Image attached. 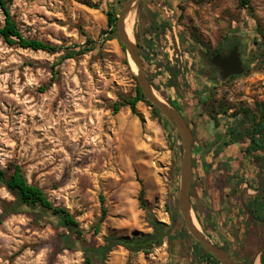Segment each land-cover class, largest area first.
Instances as JSON below:
<instances>
[{
	"label": "rangeland",
	"instance_id": "obj_1",
	"mask_svg": "<svg viewBox=\"0 0 264 264\" xmlns=\"http://www.w3.org/2000/svg\"><path fill=\"white\" fill-rule=\"evenodd\" d=\"M126 2L12 0L10 4L25 37L69 47L83 43L85 33L98 44L95 51L52 68L64 50L24 49L0 36V169L20 165L28 182L42 187L55 206L67 209L83 231L81 238L70 235L76 248L69 249L62 240L69 233L50 214L24 210L7 216L0 220V264H84L83 247H101L109 235H152L150 218L172 228L167 204L171 193L178 198L182 142L177 158L179 146L145 102L137 104L144 121L129 106L113 110L114 104L134 97L138 85L118 33L102 35L110 30L106 13L115 8L120 14ZM251 6L252 11L242 9L239 0H141L133 13V38L136 44V35L144 43L152 39V45L141 51L147 56L141 57L149 81L168 104L175 98L183 117L195 123L190 127L195 144L192 203L201 212L200 222L194 211L198 226L240 264H263L264 221L252 219L247 207L255 209V201L264 199V168L246 152L248 138L223 148L225 155L216 158L223 143L230 141L229 130L247 121L241 109L253 111L256 103H264V0H251ZM154 24L160 28L150 36ZM173 25L181 50L177 58ZM180 29L189 40L182 41ZM238 36L250 38L244 58L247 71L199 87L192 68L197 49L213 53L227 37ZM166 66L181 73L177 96L166 84L170 73L160 69ZM215 122L221 139L212 145ZM220 161L226 165L221 167ZM141 189L145 207L138 200ZM14 200L0 185V203ZM103 207L105 220L97 232ZM180 217L179 237L188 254L177 264H199L194 258L196 241L183 230ZM106 264L173 261L165 238L138 255L119 246Z\"/></svg>",
	"mask_w": 264,
	"mask_h": 264
},
{
	"label": "trees",
	"instance_id": "obj_2",
	"mask_svg": "<svg viewBox=\"0 0 264 264\" xmlns=\"http://www.w3.org/2000/svg\"><path fill=\"white\" fill-rule=\"evenodd\" d=\"M12 0H0V9L4 14V24L0 26V36L5 40V42L11 46H18L24 49H31L34 51H46L49 53H57L61 50H64V55L58 60V62L52 66L61 64L63 61L68 59H74L77 57L84 56L90 52H93L97 49L98 41L87 36L85 33L83 34L85 40L83 43L74 44L69 47H57L53 46L49 43H45L41 40H37L34 38L25 37L21 32L15 17L11 13L10 4ZM239 7L242 9H247L252 11L251 0H239ZM118 13L114 9L109 10L106 13L107 22L109 31L102 32V35L105 33L116 34L117 33V21H118ZM181 18V16L179 17ZM160 27L156 24L151 27L149 30L150 36L153 33L158 31ZM180 37L182 41L184 38L189 40V38L185 35V33L180 29L179 31ZM137 45L139 47V51L142 57L146 58L141 51L145 48H149L152 45V39H149L147 43H144L139 35H136ZM108 40H112L110 37ZM230 37H227L225 41L220 45V47L214 51L213 53L219 52L223 49L229 48L230 46ZM149 44V46H148ZM259 44V43H258ZM123 46V45H122ZM124 48V46H123ZM262 57H264V48H262ZM128 63V61H127ZM165 69V71L170 73V79L166 83L167 87L173 91V94L176 96L178 95V86L180 83H177L179 78L180 71L172 68L171 66L160 67V69ZM194 70H198L197 65L192 67ZM250 70V69H249ZM155 87V85L152 83ZM184 88L185 84L182 85ZM190 86V85H188ZM187 89V88H186ZM172 107H174L177 111L180 112L179 107L176 104V99H168L167 100ZM138 102H145L149 106L152 107L153 113L159 120L162 122L165 130L168 132L173 144L175 147L181 141L178 132L174 129V127L169 123V121L161 114V112L153 106L149 101H147L142 94L140 87L137 85L136 87V94L132 98H124L122 102L116 103L113 105V110L115 113L119 112L121 107L129 106L133 114L140 117L141 121H144L141 114L137 110ZM244 112L246 116V120H241L238 123V126L231 128L228 132V136L230 141H225L223 144L224 146H231L234 144H239L240 142H244L245 139H249V146L246 149V152L255 160L260 168H264V103L258 102L256 103L255 110L249 109H241V113ZM216 125H218L215 122ZM227 134V133H226ZM221 134L217 133L212 145H217L220 143ZM179 148L176 151V157L180 158L181 147L178 145ZM223 149L222 147H220ZM219 158L225 155L224 150L218 151ZM228 163V162H227ZM178 164V162H177ZM207 164V163H206ZM226 165L224 161H220V166ZM228 165V164H227ZM207 169L211 168L212 166L206 165ZM177 175H175L176 179ZM174 179V181H175ZM229 181V180H228ZM0 185L6 188L14 197L15 200L12 203H0V209L2 213L0 214V220L3 218L13 215V214H20L24 212V210H33L40 212L41 214H50L51 216L55 217L59 222V226L63 227L66 232L69 234H63L62 240L66 248L74 249L76 245L74 242L71 241L70 235H76L77 238H81L83 235V231L80 228L79 223L73 217V215L65 208L55 206L49 197L47 196L46 192L42 187L37 184L29 183L28 179L22 169V167L18 164H11L6 169H0ZM195 188V184L193 182L192 188V196L193 191ZM138 200L142 207H145V196L144 190L141 189L139 193ZM257 205L254 208L247 207L249 214L255 216L258 219L264 221V199H258L255 201ZM193 209L196 212V215L201 222V212L200 209L193 204ZM167 212L170 214V218L172 220V231L177 236L182 235V230L178 228V223L181 220L180 213H179V206H178V198L175 193H171L170 201L167 204ZM256 213H258L256 215ZM106 209L102 208V217L100 219L99 224L96 227V231L98 232L100 229V224L105 220ZM253 219V218H252ZM149 223L154 231H159L162 229L163 226H166L163 223H159L154 219H149ZM183 230L187 233V229L184 227ZM192 237V236H191ZM145 238V237H144ZM144 238L137 237V234H133L132 236H122L116 237L115 235H109L105 238L104 245L98 248L95 247H83L84 250V264H106L107 257L110 253L115 251L119 246L124 247L128 251H130L133 255H138L144 252V250L148 247L147 245H143L139 243ZM197 253L194 254V258L198 261L199 264H221L217 261L211 254L207 253L203 247L196 241L195 243ZM226 252H229L226 247L222 246ZM203 253V255H202ZM234 257V256H233ZM264 264V258H263Z\"/></svg>",
	"mask_w": 264,
	"mask_h": 264
},
{
	"label": "water",
	"instance_id": "obj_3",
	"mask_svg": "<svg viewBox=\"0 0 264 264\" xmlns=\"http://www.w3.org/2000/svg\"><path fill=\"white\" fill-rule=\"evenodd\" d=\"M140 2L141 0H127L124 4L118 16L117 33L120 42L125 47L130 63H133L136 67V70L133 68L134 74L145 99L161 112V114L169 121L180 136L183 153L180 167L178 202L183 223L192 238L221 264H239L228 252L208 239L206 234H204L197 224L192 204L194 170L193 135L190 125L179 111L157 95L156 90L146 75L138 45L134 39L132 40L130 38L127 31V19L130 14H133L136 11ZM248 44L249 42L245 44L242 54L239 52V48L235 47L226 56L216 54L209 59V62H211L215 69L219 70L222 80H228L233 76H242L247 71L248 68L244 65L243 59L247 56ZM199 55L205 58L207 54L201 49L199 51ZM165 236V231H157L152 235L146 236L139 243L145 245L151 242H158Z\"/></svg>",
	"mask_w": 264,
	"mask_h": 264
},
{
	"label": "flooded vegetation",
	"instance_id": "obj_4",
	"mask_svg": "<svg viewBox=\"0 0 264 264\" xmlns=\"http://www.w3.org/2000/svg\"><path fill=\"white\" fill-rule=\"evenodd\" d=\"M249 37L248 36H238V37H233L231 38L230 40V46L229 48H226V49H223L219 52H216V53H212L211 51H208L207 49L206 50H203L204 52H206V57L203 58L199 55V51L201 49H197L196 51V54L195 56H197V59H195V62H196V65L198 67V70H195V75H196V78L199 80L198 81V85L200 87V84H202L203 86L205 87H208L210 86L211 84H218L219 82L221 81H224L221 79L220 77V72L219 70H216L215 67L211 64V62H209L210 58H212L214 55L216 54H221L222 56H226L228 55L235 47H238L239 48V52L242 54L243 52V48L245 46V44L247 42H249ZM243 62H244V65L247 67L246 63H245V60L243 59ZM235 77H239V76H233L229 79H232V78H235ZM228 79V80H229ZM186 120V119H185ZM188 120V119H187ZM186 120V121H187ZM213 119H211L210 121H212ZM188 124L190 125L191 128H195L194 125L195 123L192 122V121H187ZM211 124V123H209ZM215 130L218 129L220 127V125H216L215 124ZM217 131V130H216ZM216 133V132H215ZM217 133H219V131H217ZM194 147H195V144L193 142V170H194V164H195V161H194ZM228 147V146H227ZM227 147H222V148H226L227 150ZM226 153V150L223 149ZM193 204V203H192ZM256 220V218H254ZM257 221V220H256ZM172 228L169 227V226H163L161 230L159 231H165L166 233V236L162 239H160L158 242H151L149 244H145L147 245L148 247L150 245H153V244H156V243H160V241H162L163 239H167L168 243H169V253H170V258H171V261H173V264H177L178 262H181V260L184 261L185 259V256H187L188 254V251L186 249V243H182V239L181 237L177 236L175 233H173V231L171 230ZM157 232V231H154V233ZM153 233V234H154ZM180 242V243H179ZM182 243V244H181ZM144 245V244H143ZM175 245V247H174ZM220 246V245H218ZM222 248V246H220ZM230 254V253H229ZM231 255V254H230ZM232 256V255H231ZM233 257V256H232ZM234 259L238 262V260L234 257ZM239 263V262H238ZM240 264V263H239Z\"/></svg>",
	"mask_w": 264,
	"mask_h": 264
},
{
	"label": "built area",
	"instance_id": "obj_5",
	"mask_svg": "<svg viewBox=\"0 0 264 264\" xmlns=\"http://www.w3.org/2000/svg\"><path fill=\"white\" fill-rule=\"evenodd\" d=\"M172 30H173V40L175 42V45L173 43H171V45H174L173 47V50L175 51V47H177V50L178 52L176 53V58L179 57V53H181V50H180V45H179V35L177 33V27L175 25H173L172 27ZM171 57V61H172V57H173V54L170 55ZM181 59V62H182V57L180 58Z\"/></svg>",
	"mask_w": 264,
	"mask_h": 264
},
{
	"label": "bare ground",
	"instance_id": "obj_6",
	"mask_svg": "<svg viewBox=\"0 0 264 264\" xmlns=\"http://www.w3.org/2000/svg\"><path fill=\"white\" fill-rule=\"evenodd\" d=\"M126 25H127L128 34H129L130 38L133 40L134 39L133 38L134 15L133 14H130V16L128 17ZM132 65H133V68L136 70L135 65L133 63H132Z\"/></svg>",
	"mask_w": 264,
	"mask_h": 264
}]
</instances>
